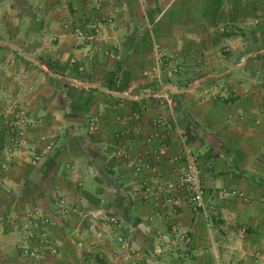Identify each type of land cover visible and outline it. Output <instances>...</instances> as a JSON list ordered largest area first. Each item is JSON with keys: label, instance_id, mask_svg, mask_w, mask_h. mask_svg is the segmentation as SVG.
Masks as SVG:
<instances>
[{"label": "crops", "instance_id": "crops-1", "mask_svg": "<svg viewBox=\"0 0 264 264\" xmlns=\"http://www.w3.org/2000/svg\"><path fill=\"white\" fill-rule=\"evenodd\" d=\"M187 145L200 208L176 184ZM36 207L62 241L43 264H264V0H0V264H34L10 217ZM173 224L189 260L157 247Z\"/></svg>", "mask_w": 264, "mask_h": 264}, {"label": "built area", "instance_id": "built-area-1", "mask_svg": "<svg viewBox=\"0 0 264 264\" xmlns=\"http://www.w3.org/2000/svg\"><path fill=\"white\" fill-rule=\"evenodd\" d=\"M79 36H82V31L77 28ZM92 38V36L90 37ZM178 66H172L171 72H177ZM212 84V83H210ZM209 84V85H210ZM212 86V95L220 93L217 86ZM25 116V117H24ZM23 116V125H31L33 120L29 116ZM178 162V182L179 188L184 190L187 199L195 207L204 206L206 190L201 180V169L199 158L195 148L187 145L179 154L174 157ZM172 186V185H170ZM236 191H224L223 195H233ZM168 201H174V198H168ZM56 215L60 217H68L74 207L69 205L62 196L55 197ZM11 225L14 231L18 232L23 239L21 247L24 257L33 261L34 264H42L46 259L55 257L60 254L62 241L52 231L51 225L54 224L55 217L52 214L45 212L41 207H36L24 216L12 215L10 217ZM247 228H242L241 233L247 234ZM172 233L176 234L185 245V250L182 253L184 258H190L193 253V236L186 230H181L177 225H173ZM119 240H123L122 236H117Z\"/></svg>", "mask_w": 264, "mask_h": 264}, {"label": "rangeland", "instance_id": "rangeland-1", "mask_svg": "<svg viewBox=\"0 0 264 264\" xmlns=\"http://www.w3.org/2000/svg\"><path fill=\"white\" fill-rule=\"evenodd\" d=\"M77 28H80L81 31H82V36H79V33L77 32ZM97 31V28L96 27H88L86 26L83 22H78V23H75L73 25V28H72V32L74 34L75 37H82V38H86V39H90L91 36H93ZM172 67L169 68V70L171 69ZM148 92H152L154 93V90L153 89H150V91ZM155 94L157 95V97L159 96L160 98H163L164 96H161L162 94L161 93H158V92H155ZM59 196V195H56V197ZM49 213V212H48ZM54 216V215H52ZM109 219V218H108ZM117 218L116 217H113V218H110V222L112 224V227H111V231L110 233L113 234L114 238L116 239L115 241H117L118 243L121 244V246L128 250V252H130L131 254H133V247L135 248H139L133 241V238H127L123 232H121L125 227L122 226V221L121 220H116ZM121 222V223H120ZM56 223V222H54ZM119 223V224H118ZM175 225V224H173ZM173 225L171 226L170 228V231L169 233L167 234H162L160 237H159V241L157 242V247L158 246H174V248L176 249H179V252H178V256L182 259V260H189L192 256H193V253H192V256L190 258H184L182 256V253L183 251L185 250V245L183 243L182 240L179 239V237L176 235V234H173L172 233V229H173ZM178 227V226H177ZM108 228V227H107ZM121 228H123L122 230H120ZM188 232H190L189 230H186ZM56 236L58 238L59 235L56 234ZM117 236H122L123 237V240H119L117 238ZM192 246H193V250H194V243H192ZM160 248L159 247L157 249V251H160ZM61 251V250H60ZM59 256V255H58ZM58 256H55V257H58ZM55 257H50L48 259H46L43 263H45L47 260L49 259H52V258H55ZM148 260L151 258V259H155L156 258V252H154V254H149V256L147 257ZM150 259V261L152 262V260ZM156 260V259H155ZM33 262V261H32ZM42 263V264H43Z\"/></svg>", "mask_w": 264, "mask_h": 264}]
</instances>
